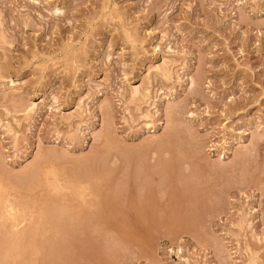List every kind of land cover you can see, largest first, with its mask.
I'll list each match as a JSON object with an SVG mask.
<instances>
[{"label":"rangeland","instance_id":"1","mask_svg":"<svg viewBox=\"0 0 264 264\" xmlns=\"http://www.w3.org/2000/svg\"><path fill=\"white\" fill-rule=\"evenodd\" d=\"M0 223V264H264V0H0Z\"/></svg>","mask_w":264,"mask_h":264},{"label":"bare ground","instance_id":"2","mask_svg":"<svg viewBox=\"0 0 264 264\" xmlns=\"http://www.w3.org/2000/svg\"><path fill=\"white\" fill-rule=\"evenodd\" d=\"M133 92H134V91H133ZM135 92H137V89H136V88H135ZM27 109H28V107H27ZM177 151H178V150H177ZM180 153H181V152H180ZM222 154H223V153H222ZM222 154H221L220 158L223 159V158H225V155H222ZM179 155H180V154H179ZM44 160H45V159H44ZM56 161H57V160H56ZM139 161H140V160H139ZM141 163H142V162H141ZM141 163H140V164H141ZM59 164H60V163H59ZM140 164H139V165H140ZM139 165H137V167H138ZM141 165H142V164H141ZM57 168H58V167H57ZM135 168H136V167H135ZM103 170H104V169H103ZM147 170H148V169H147ZM147 170H146V171H147ZM149 170H150V169H149ZM152 170H153V169H152ZM79 172H80V171H79ZM147 173H148V172H147ZM149 173H150V172H149ZM135 174H137V171L135 172ZM31 175H32V174H31ZM36 175H37V174H36ZM97 175H99V174H97ZM101 175H102V174H101ZM139 175H140V174H139ZM32 176H33V175H32ZM59 176H61V175H59ZM71 176H72V175H71ZM35 177H36V176H34V178H35ZM108 177H109V176H108ZM144 177H145V175H144ZM146 177H147V176H146ZM146 177H145V178H146ZM68 178H69V177H68ZM80 178H81V177H80ZM106 178H107V177H106ZM126 178H127V177H126ZM29 179H30V177H29ZM89 179H90V178H89ZM110 179H112V178H110ZM110 179H109V180H110ZM139 179H140V178H139ZM144 180H145V179H144ZM14 181H15V180H14ZM36 181H37V180H36ZM48 181H49V179H48ZM81 181H82V180H81ZM135 181H136V180H135ZM12 182H13V181H12ZM87 182H88V181H87ZM110 182H111V181H110ZM146 182H147V181H146ZM37 183H38V181H37ZM112 183H113V182H112ZM138 183H139V182H138ZM45 184H46V182H45ZM49 184H50V183H49ZM80 184H81V183H80ZM47 185H48V183H47ZM82 185H83V184H81V186H82ZM86 185H88V183H87ZM110 185H112V184H110ZM50 186H51V185H50ZM135 186H136V185H135ZM28 187H29V185H28ZM34 188H36L35 185H34ZM41 188H43V187H41ZM65 188H66V187H65ZM86 188H87V187H86ZM137 188H138V187H137ZM9 189H10V188H9ZM49 189H50V188H49ZM49 189H48V190H49ZM82 190H83V193H81V197H84V196H86V190H87V189L85 190V189L82 187ZM84 190H85V191H84ZM43 191H45V190H43ZM137 191H138V190H137ZM20 193H21V192H20ZM25 193H26V192H25ZM27 193H28V191H27ZM31 193H32V192H31ZM42 193H43V192H42ZM46 193L48 194L47 191H46ZM46 193H45V194H46ZM88 193H89V192H88ZM137 193H138V192H137ZM23 194H24V193H22V195H23ZM39 194H40V193H39ZM45 194H43V196H44ZM52 194H53V193H52ZM56 194H57V193H56ZM76 194H77V193H75V194H71L70 196L76 197V196H75ZM15 195H16V194H15ZM24 195H25V194H24ZM24 195H23V196H24ZM68 195H69V194H68ZM16 196L19 197V193H18V195H16ZM35 196H36V195H35ZM38 196H39V195H38ZM40 196H41V195H40ZM40 196H39V197H40ZM56 196H57V195H56ZM28 197H29V196H28ZM51 197H53V196H51ZM81 197H80V198H81ZM23 198H24V197H23ZM33 198H34V197H33ZM41 198H42V197H41ZM45 198H46V197H45ZM49 198H50V196H49ZM55 198H56V197H55ZM13 199L16 201V198H13ZM20 199H22V198H20ZM24 199L27 200L26 198H24ZM31 199H32V198H31ZM47 199H48V198H47ZM53 199H54V197H53ZM53 199H51V200H53ZM59 199H60V197H59ZM17 200H19V199H17ZM22 200H23V199H22ZM29 200H30V199H29ZM32 200H33V199H32ZM32 200H31V201H32ZM41 200H42V199H41ZM45 200H46V199H45ZM118 200H119V199H118ZM11 201H12V200H11ZM15 201H12V202H15ZM20 201H21V200H20ZM20 201H19V202H20ZM37 201H38V200H37ZM39 201H40V200H39ZM16 202H17V201H16ZM23 202H25V201H23ZM42 202H43V201H42ZM42 202H41L40 204H42ZM46 202H47V203H50V201H49V202L46 201ZM54 202H55V199H54L53 202L50 204L51 207H52V206L55 207V205H53ZM20 203H21V202H20ZM35 203L37 204V202H35ZM47 203H46V204H47ZM55 203H58V202H55ZM55 203H54V204H55ZM61 203L63 204L64 202H61ZM61 203H60V204H61ZM13 204H14V203H13ZM13 204H12V205H13ZM17 204H18V202H17ZM31 204H32V202L30 203V205H31ZM60 204H59V205H60ZM18 205H19V204H18ZM25 205H26V204H25ZM28 205H29V201H28ZM32 205H33V204H32ZM47 205H49V204H47ZM56 205H57V204H56ZM59 205H58V207H59ZM35 206H36V205H35ZM50 206H49V207H50ZM18 207H19V206H18ZM27 207H28V206L26 205L24 209L27 210V209L29 208V207H28V208H27ZM38 207H39V206H38ZM46 207H47V206H46ZM56 207H57V206H56ZM58 207H57L56 209H57V210L60 209V212H59V213H60V216H59V217H61V219L58 218L59 213L56 212L57 210H54V209H53V211H55V212L58 214V215H56V217H57V218H56V217L54 216V214L52 213L53 211H52L51 209H48L49 212H48V211H47V212L50 213V216H48L49 214H48V215L46 214L45 216H42V217H41V220H40V224L38 223L39 226H41V224L43 225V221H44V226L46 225L47 222H48V223H51V222H52V223H51L52 226H53V225L57 226L58 222H60V221L62 222V221L65 219V217H64V219H62V216H61V215L65 216L66 214H68V216H70V215H69V212H68V213H67V212L65 213V209H64L63 214H62L61 211H62L63 209H62V206H61V205H60V208H58ZM43 208H44V207H43ZM43 208H42V209H43ZM39 209H40V208H39ZM61 209H62V210H61ZM19 210H20V209H19ZM29 210H30V209H29ZM16 211H17V210H16ZM51 211H52V212H51ZM20 212H21V211H20ZM34 212H35V211H34ZM26 213H27V212H26ZM28 213H29V212H28ZM56 213H55V214H56ZM10 214H11V213H10ZM33 214H34V213H33ZM76 214H77V212H76ZM21 215H23V214H21ZM26 215H27V214H26ZM73 215H75V213H74ZM15 216H16V215H15ZM34 216H35V214H34ZM34 216H33V217H34ZM52 216L54 217L53 220H52ZM18 217H19V216H18ZM18 217H16V218H18ZM70 217H71V216H70ZM3 218H4V217H3ZM14 218H15V217H14ZM30 218H31V217H30ZM84 218H85V216H84ZM86 218H87V217H86ZM42 219H43V221H42ZM54 219H55V220H54ZM58 219H59V220H58ZM71 219H72V218H71ZM76 219H77V218H76ZM80 219H81V218H80ZM92 219H93V218H92ZM26 220H27V218H26ZM34 220H35V219H34ZM66 220H67V219H66ZM5 221H6V220H5ZM22 221H23V220H22ZM27 221H28V220H27ZM56 221H57V223H56ZM70 221H71V220H70ZM84 221H85V220H84ZM2 222H3V221H2ZM13 222H14V221H13ZM16 222H18V221H16ZM41 222H42V223H41ZM90 222H91V220H90ZM4 223H5V222H4ZM20 223H22V222H20ZM27 223H28V222H27ZM29 223H30V222H29ZM32 223H35V221H32ZM48 223H47V224H48ZM54 223H56V224H54ZM65 223H66V222H65ZM73 223H74V222H73ZM81 223L84 224V222H81ZM0 224H1V223H0ZM6 224H7V223H6ZM8 224H9V223H8ZM17 224L19 225V223H17ZM60 224H61V225H60V227H61V226H62V223H60ZM63 224H64V223H63ZM90 224H91V223H90ZM10 225H11V224H10ZM18 225H17V226H18ZM29 225H30V224H29ZM35 225H36V224H35ZM35 225H34V226H35ZM65 225H66V224H65ZM76 225L78 226V224H76ZM86 225H87V224H86ZM86 225H85V226H86ZM94 225L97 226V225H99V224L95 222ZM0 226H2V225H0ZM4 226H5V225H4ZM7 226H8V225H7ZM17 226H15V227H17ZM32 226H33V225H32ZM32 226H31V228H32ZM52 226L50 225V227H51L52 229H55V226H53L54 228H53ZM68 226H69V225H68ZM92 226H93V225H92ZM41 227H43V226H41ZM58 227H59V225H58ZM90 227H91V225H90ZM2 228H3V227H2ZM4 228H5V227H4ZM65 228H67V227H65ZM71 228L73 229V228H75V227H71ZM86 228H87V226H86ZM10 229H11V228H10ZM10 229H8V230H10ZM37 229H38V228H37ZM48 229H49V228H48ZM52 229H51V230H52ZM75 229H76V228H75ZM31 230H32V229H31ZM78 230H79V229H78ZM2 231H3V229H2ZM10 231H11V230H10ZM14 231L17 232V230H13L12 232H14ZM23 231H24V230H23ZM28 231H29V233H30V229H28ZM4 232H5V230H4ZM12 232H11V233H12ZM55 232H56V231H55ZM70 232H71V230H70ZM72 232H73V231H72ZM5 233H6V232H5ZM9 233H10V232H9ZM19 233H20V234H19ZM24 233H25V236H24ZM24 233L22 234V232H20V229H19V232H17V236L19 237L18 239H20V237H21V238L26 237V236H27V235H26L27 232H24ZM3 234H4V233H3ZM30 234L32 235V231H31ZM56 234H57V233H56ZM59 234H60V233H59ZM15 235H16V233H15ZM33 235H34V234H33ZM74 235H75V233H74ZM11 236H14V235H11ZM11 236H10V237H11ZM17 236H14V238L17 239ZM98 236H99V235H98ZM27 238H28V237H27ZM30 238H31V236H30ZM36 238H37V237H36ZM50 238H51V237H50ZM18 239H17V241H18ZM23 239H24V238H23ZM23 239H21V240H23ZM51 239H52V238H51ZM92 239H93V238H92ZM1 240H2V239H1ZM13 240H14V239H13ZM13 240H12V242H13ZM25 240H26V239H25ZM25 240H23V242H24ZM29 240L32 241V238H31V239H28V242H29ZM33 240H34V238H33ZM17 241H16V242H17ZM19 241H20V240H19ZM19 243H20V242H19ZM33 243H34V242H33ZM30 244H31V243L29 242V245H30ZM25 245H27V244H25ZM33 245H34V244H33ZM22 247H23V246H22ZM26 247H27V246H26ZM28 248H29V247H28ZM33 248H34V247H33ZM22 249H23V248H22ZM24 249H25V248H24ZM30 249H31V246H30ZM5 250H6V249H5ZM35 250H36V249L34 248V251H35ZM29 251H32V252H33V250H29ZM0 252H1V250H0ZM3 253H4V251H3ZM5 253H6V251H5ZM28 253H29V252H28ZM22 254H23V253H22ZM24 254H26V253H24ZM2 255H4V254H2ZM5 259H6V258H5ZM2 260H3V259H2ZM0 261H1V260H0ZM25 263H27V262H25Z\"/></svg>","mask_w":264,"mask_h":264}]
</instances>
